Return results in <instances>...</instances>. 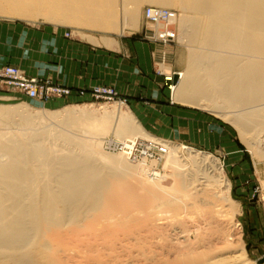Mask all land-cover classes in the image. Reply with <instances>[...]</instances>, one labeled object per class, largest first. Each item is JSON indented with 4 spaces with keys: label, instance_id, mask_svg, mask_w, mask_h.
<instances>
[{
    "label": "bare ground",
    "instance_id": "1",
    "mask_svg": "<svg viewBox=\"0 0 264 264\" xmlns=\"http://www.w3.org/2000/svg\"><path fill=\"white\" fill-rule=\"evenodd\" d=\"M143 1L157 7L168 8L173 4L172 0ZM143 1L0 0V18H17L28 23L43 20L44 23L56 26L72 25L77 28L75 34L82 41L106 49H116L119 46L118 38L122 34H131L138 30L136 19ZM182 2L187 10L197 16L206 17V20L186 21L180 40L186 39V43H195L198 40L211 52L191 54V63L183 73L171 74L163 70L160 67L162 65H158L159 70L167 74L162 75L163 77L176 76L175 84L173 83L170 91L174 102L191 108L208 109L219 118L232 122L248 152L260 153L259 156L264 158V0H182ZM148 9H153L159 15L164 11H170L147 7L144 19ZM172 12L176 14L177 20L178 14ZM150 28L146 26L142 32L143 36L148 37L150 44L162 48L173 45L164 46L152 41L149 35L153 29L150 32ZM160 53L157 50L155 61L160 58ZM166 55V52L161 53L163 58L159 63L166 62ZM116 94L118 95L117 92ZM124 106L115 105L111 113L104 111L100 118L91 117L84 108L79 107L53 112L36 110V115L31 116L27 112L32 108L26 104L0 106V264H26L27 255L32 258L31 262L29 260L27 263L43 264L47 262L46 255L55 254L62 243L69 244L70 248L60 251L62 253L59 255L69 259V262L75 261L78 257L84 259L86 253L105 251L106 257V251L109 256L111 251L115 254L116 248L125 254V243L126 241L129 243L128 237L135 238L134 233L133 235L129 233L130 236L126 237L128 239L122 237L120 240L118 232V235L116 234L117 229L115 230L119 227L118 224L113 222L114 225L110 223L112 227L110 224L105 227L107 223L103 225L100 220L103 217L107 220L114 219L118 204L122 201L132 203L135 195H139L146 206L149 205V201L151 204L153 199L171 200L168 205L164 201L166 206L181 200L180 204L183 205L182 199L177 200L179 197L184 200L195 196L202 203L208 204L206 206L210 208L213 206L212 214L223 217L225 212L220 213L222 209L219 208V203L220 205L224 203L230 216L226 219L224 217L226 221L223 220L228 224V228L224 234L219 235L224 239L222 246L226 248L229 243L227 239L240 242L241 236L235 229L240 227L236 220L240 213L239 205L231 197V184L219 161L191 147L162 141L152 136ZM60 113L63 115L58 117ZM109 134L113 137L104 140ZM248 135L251 140L247 138ZM259 144L263 147L262 150V147L259 149L261 152L254 149V145ZM108 148L115 153L106 152ZM140 148L143 149V156L138 161L133 156L135 149ZM153 149L161 152L157 157L149 159ZM163 160L164 168L171 169L175 182L162 176L156 168V164ZM128 179L133 180L135 190L128 189ZM112 181L121 190L119 194H111L106 198L107 194H110L108 189ZM171 184L178 187L173 194L166 190ZM200 186L213 188L210 196L205 194L206 192L200 195L202 192L200 188L198 189ZM211 200H215L216 205L219 202L218 205L213 204ZM181 205L180 207L184 208L185 205ZM96 211L98 215L101 212V219L92 217ZM153 220L151 218V221ZM119 221L121 223V220ZM196 229L193 228V231ZM106 233H109V236L111 234V239L115 241L111 243L109 238L110 246L104 242ZM184 233L186 234L185 231L168 234L169 241L166 238L168 247L166 248L167 244L166 246L164 244L166 249L175 254L172 257L182 259V263L246 264L243 263L245 261L242 262L243 257L245 260L243 246L238 256L220 258L221 256L199 255L203 254L201 253L203 249L198 254L196 250L201 249L202 243H196L194 248H197L192 249L193 246H188L187 243L189 233L186 234L188 239ZM139 237L137 238L140 240ZM130 238L134 241V238ZM207 239L204 241L203 238L202 242L204 241V245H208L209 248L213 240ZM211 245L210 247L213 246ZM125 247L128 248L130 245ZM190 249L195 250L196 255L194 252L191 253ZM170 250L169 254H172ZM82 253H85L84 257L80 256ZM112 253L111 255H116L115 261L121 257L120 253L118 255ZM127 254L133 264H136L133 261L134 257ZM154 254L155 259L157 257ZM126 256L124 258L128 260ZM57 257L52 259V264H62L64 260ZM166 257L168 258V255ZM121 258L118 263L122 261ZM107 259L103 258L106 261ZM150 259L152 260V258L147 260L150 262ZM158 259L147 263L160 264L161 259Z\"/></svg>",
    "mask_w": 264,
    "mask_h": 264
},
{
    "label": "rangeland",
    "instance_id": "2",
    "mask_svg": "<svg viewBox=\"0 0 264 264\" xmlns=\"http://www.w3.org/2000/svg\"><path fill=\"white\" fill-rule=\"evenodd\" d=\"M143 1V0H140ZM173 4L171 7H157L155 5L149 4L148 2H142V6L140 9V13L138 18L136 19V26L137 29L136 31L132 32L131 34L128 33H124L122 34L118 40L121 41H125V40H129L132 39L134 41H142L144 43L150 44L148 41L144 40L143 34L142 32L144 31L145 27H146V21L144 19V11L147 7H154V8H161V9H166V10H170V11H175L178 16H177V20H176V31H177V41L175 44L170 45L166 48H162V47H158L156 45L150 44L153 46V62L155 64V74L161 78H163V84H162V88L167 89L168 91V96H169V102L171 104L176 105L179 108H186V109H191V110H195V111H199V112H203L207 115H209L212 119L215 120L216 124L219 125L221 128H223L224 132L230 134V144L234 146H236V153L232 152V150H229V147H226L225 149H222V145L220 143V145L214 147V148H209V149H201V148H196V147H192V146H188L186 144L183 143H179V142H175V141H171V140H166L163 139L161 137H157L155 135L156 138L162 140V141H167L170 143H174V144H179V145H185L187 147H191L193 149H195L196 151H199L201 153H206L209 154L210 156H212L213 158L217 159L219 161V163L222 165L223 167V171L226 175V177L228 178V180L230 181L231 184V197L232 199L239 205V211L240 213L236 216V220L238 221V223L240 224V227L236 229L237 232H239L241 239L240 242H234L232 241H228V239L226 240L228 243V245L226 246H222L224 243L223 242V236H219L220 234H224L226 231V229L228 228V224H225L224 221H226V217L228 218L230 215H228V209L224 207V203L222 205H220L219 202H217V205L219 203V208H221V212L224 213V217L223 216H217V214H212L213 211H211V208H213V206H211V208L209 206H206L208 204L202 203L198 197H189V198H183L179 197L177 200L182 199L183 201V205L186 206V210H184L183 207H180V205L182 204L179 200L176 204L175 203H170L169 206H166L165 204H169V201L171 200H152L151 204L149 201V205H143L141 197L139 195H135V200L128 204L124 201L120 202L116 208V213H115V217L112 220H107L104 219V217L102 218V214L101 212H99V215L97 214L98 211L93 212L95 213V215H92V217H98L99 219L102 218L101 223H103V225H105V227L108 224H113V222H116L114 224H118L117 228H115V226L113 228H115L116 234L118 232L119 236L118 238L121 240L122 237L125 239L129 238V243L126 241V245H130V249L126 248L124 242L123 244L125 245V254L122 251L121 253L119 252V250L116 248V252L115 254H119V256H121L120 258L122 259V261H120L118 263V261L120 260L117 259V261H115V254L112 253V251L110 252L109 256H108V252L106 251V256L105 257V251L102 253L104 255H102L101 253H82L80 254V256L85 257L86 261L83 262V258L78 257L76 258V262L74 260H71L73 262H69L67 259L62 258L60 251H65L68 248H70V245L67 243H62V245L60 246L59 250L56 252L58 253V255L61 257L56 256V253H50L47 256V264L51 263L52 264V259H55L57 257V259H61L59 261L62 262V264H133L132 259L127 257V250H128V256L129 254L134 257L133 261L136 264H148L147 261L149 262V258H152L151 261L157 260V258H159L158 260L161 261L162 264H184L182 263V259H178V257L175 259L172 257L175 256L174 253H172V251L170 249H166L168 247V241L169 238L167 237L168 234H175L177 232L181 233L182 231L186 232V234H188L191 230V232L188 234L189 235V239L187 238L188 235H186V239H188V246H193L192 249L194 248L195 245H197L196 243L201 245V249H197L195 250H191L190 252L193 253L194 255L195 252L198 254L200 250L201 253L199 255H205V256H211V257H220V258H226L229 256H238L239 254H241V250L240 248L243 246V250L245 253V260L244 257L242 259L243 263L246 264H264L262 263L264 261V158H262L260 155V153L258 154H250L248 152V148L247 146L243 143L242 137L240 136L238 130L235 128V126L232 124V122L230 121H226L223 120L222 118H219L216 114L210 112V110L208 111V109H196V108H191V107H187V106H183L181 104H178L176 102H174L173 97H172V93L170 94V88L173 86V83L175 84V79L176 76L174 77V79H172V83L171 82H167L166 78H164L162 75H166L162 73L161 71H159V68L162 67L163 70H166L168 72L172 73H183L186 68H188V66L190 65V55L191 54H198V53H208L211 52L209 50V48H207V46L203 45L200 41L197 40V42L195 43H186V39L185 40H180V37L182 36L185 27H186V21H191V20H198L199 22H203L204 20H206V17L204 16H197L196 14H193L191 11L187 10L184 5L182 0H172ZM0 22H4V23H21L24 24L30 28H43V27H53V28H59V29H63L65 31H67V33H65V38H71L72 34L74 35V37L76 38H80L79 36H77L75 34V32L77 31V28L75 26L72 25H64V26H56V25H52L49 23H44L43 20H38L37 22L34 23H28L22 20H19L17 18H0ZM156 28V27H153ZM155 30V29H153ZM201 38V36H200ZM81 39V38H80ZM82 40V39H81ZM157 50H159L161 53L162 52H166V62L165 63H159V61L162 60L163 57H161V53H160V58L156 59V61L154 60V58H156L157 56ZM157 64H163L165 66H158L159 68L157 69ZM7 66H12L15 67L13 65H7ZM6 67V66H3ZM1 67V68H3ZM18 68V67H16ZM20 69V68H19ZM21 70V69H20ZM22 71V70H21ZM24 72V71H22ZM25 74V73H24ZM161 74V75H160ZM26 75V74H25ZM27 76V75H26ZM29 77V76H28ZM168 78V77H167ZM43 82H49L50 84H53L55 86H57V84H54L53 82H51L48 79H39ZM177 83V82H176ZM60 86V85H58ZM62 87V86H60ZM97 87V86H96ZM108 87V86H105ZM65 88V87H63ZM94 88V87H93ZM114 89V88H113ZM91 90V89H90ZM77 91V90H74ZM89 91V90H88ZM119 95V94H118ZM118 102H114V103H108L104 100H93L89 97H84V98H79V99H61V100H54L48 104H37L35 102H30L28 100L25 99H21L18 97H15L14 95L10 94L7 97H0V106H11V105H18V104H26L27 106H29L32 109H28L27 113L30 114L31 116H35L36 115V110H48V111H61L64 110L66 108H73V107H79V108H84L91 117L93 118H100L102 113L104 111H107L109 113H111L114 110V106L115 105H125L124 108L130 110L131 112V108L129 106V102L126 98L122 97V96H118L117 98ZM123 102V103H121ZM222 110V109H221ZM34 111V112H33ZM223 111V110H222ZM61 114V115H60ZM58 115V117L62 116L63 113H60ZM133 114V113H132ZM113 136L112 135H108L107 137H104V140H108L111 139ZM248 139L251 140L250 135L247 136ZM222 148H221V147ZM262 145H254V149H258L259 152H261V150L263 149ZM107 148V147H106ZM261 148V150H259ZM105 149V148H104ZM257 151V152H258ZM106 152L108 153H115L112 152L109 148L106 150ZM113 155H117V154H113ZM261 157V158H260ZM156 168L159 170V172L162 174V176H164L165 178H169L168 180L175 182V178L172 176V171L170 168H164V160L163 161H159L158 164H156ZM127 182L129 183L128 185V189L129 190H135V186L133 185L134 182L132 179H128ZM133 185V186H132ZM205 185V184H204ZM130 187V188H129ZM200 188V190H202V192L200 193V195H202V193L208 194L210 196L211 194V189L213 190V188L211 187H205V186H200L198 187V189ZM110 194H107L106 198L109 197L111 194H119L121 188L114 182H111L110 188L108 189ZM166 190L168 191L169 194H173L174 190H178V187L174 184L169 185L168 187H166ZM204 190V191H203ZM208 190V192H207ZM215 191V190H214ZM203 194V195H205ZM207 195V198H208ZM206 196V195H205ZM176 197V196H174ZM198 200H197V199ZM210 198V197H209ZM168 199V198H165ZM151 200V199H150ZM165 201V204H164ZM200 201V202H198ZM212 203L215 200H211ZM167 202V203H166ZM181 203V204H180ZM222 203V202H221ZM175 204V206H173ZM180 204V205H179ZM213 204L216 205V203L214 202ZM172 205V206H171ZM181 205V206H183ZM216 205V206H217ZM224 208H223V207ZM176 209H175V208ZM179 207V208H177ZM180 208H183L180 210ZM226 209V210H225ZM183 210V211H182ZM101 211V210H99ZM92 213V214H93ZM227 213V215H226ZM154 214V216L152 215ZM152 215V217L150 216ZM223 215V214H221ZM214 216H216V218H214ZM156 218L157 220H155L154 218ZM219 217V218H218ZM150 220H148V219ZM151 218L153 221H151ZM220 218H223L222 220ZM218 219V220H217ZM116 220V221H115ZM118 220V222H117ZM121 220V223L120 221ZM220 220V221H219ZM224 220V221H223ZM120 223V224H119ZM227 223V222H226ZM110 224V225H111ZM113 224V225H114ZM108 225V226H110ZM111 225V227L113 226ZM121 225V226H120ZM227 225V226H226ZM198 228H197V227ZM205 226V227H204ZM197 229H196V228ZM200 227V228H199ZM121 228V230H120ZM193 228L196 230H199V232H197L196 230L193 231ZM234 229V227H233ZM123 230V231H122ZM187 230V231H186ZM223 231V232H222ZM175 232V233H174ZM188 232V233H187ZM202 232V233H201ZM222 232V233H221ZM126 233V234H124ZM129 233H134V236H130L128 235ZM192 233V234H191ZM195 233V234H194ZM201 233V235H200ZM116 239L117 240V235ZM196 234H199L201 236H198ZM108 235V236H107ZM123 235V236H122ZM125 235V236H124ZM134 238V241H132L133 239H131L130 237ZM133 235V234H132ZM146 238H144L143 237ZM147 235V236H146ZM169 235V236H170ZM113 236V235H112ZM140 236V237H139ZM205 236V237H203ZM217 236V237H216ZM108 237V239H107ZM121 237V238H120ZM128 237V238H126ZM139 237L140 240L137 238ZM150 237V238H149ZM207 237H209L208 239L214 243L218 242L215 246L211 245L212 247L208 248V245H204V241L207 239ZM211 237V238H210ZM220 237V238H219ZM107 240H106V239ZM111 239V234L109 236V233L105 234L104 242L108 244V242L113 243L115 242L114 239ZM114 238V236L112 237ZM167 238V240H166ZM197 238V239H196ZM201 241H198L200 240ZM204 238V241L202 242ZM131 239V240H130ZM145 239V240H144ZM207 239V240H208ZM223 239V240H222ZM230 240L232 239L231 237L229 238ZM110 240V241H109ZM136 240H138L136 242ZM197 240V241H195ZM208 240V241H209ZM218 240V241H217ZM130 241H132L130 243ZM190 241V242H189ZM221 243H220V242ZM192 242H195L194 244H192ZM136 243V244H135ZM220 243V244H219ZM166 248H165V246ZM220 247H219V245ZM109 245V244H108ZM204 245V246H203ZM218 245V246H217ZM110 246V245H109ZM205 248H203V247ZM219 248H217V247ZM164 247V248H163ZM216 249H212L214 248ZM222 247V248H221ZM123 248V249H124ZM164 252L163 251V249ZM197 248V247H195ZM194 248V249H195ZM211 248V249H210ZM223 248H225V250H223ZM162 249V250H161ZM208 249V250H207ZM223 251H222V250ZM172 254H169V251ZM213 250V251H212ZM115 251V250H114ZM222 251V253H221ZM235 251V252H234ZM241 251V252H239ZM114 254L115 256L111 255ZM123 253V254H122ZM154 253H158V254H154L157 258H153V254ZM163 253V254H162ZM168 253V254H166ZM101 254V255H100ZM151 254V255H150ZM165 254V256H164ZM207 254V255H206ZM113 257H111V256ZM168 255V258L166 257ZM170 255V256H169ZM56 256V257H55ZM127 257L128 260H126ZM130 256V257H131ZM138 258H137V257ZM152 256V257H151ZM194 257V256H193ZM25 263L26 264H30L27 263V261L32 260L31 256L27 255L25 257ZM81 258V261H79ZM103 258H108L107 261L103 260ZM113 258V261H111V259ZM74 259V258H73ZM88 259V260H87ZM131 259V260H129ZM135 259L137 261H135ZM67 260V261H65ZM110 260V261H108ZM124 260V261H123ZM146 260V261H144ZM80 263H79V262ZM90 261V262H88ZM131 261V263H127V262ZM143 261V262H142ZM186 261V259H185ZM43 264H46V263ZM60 262V263H61ZM75 262V263H74ZM114 262V263H113ZM117 262V263H116ZM125 262V263H124ZM149 262V263H150ZM155 262V261H154ZM54 263V262H53ZM160 263V264H161Z\"/></svg>",
    "mask_w": 264,
    "mask_h": 264
},
{
    "label": "crops",
    "instance_id": "3",
    "mask_svg": "<svg viewBox=\"0 0 264 264\" xmlns=\"http://www.w3.org/2000/svg\"><path fill=\"white\" fill-rule=\"evenodd\" d=\"M65 33L59 28L0 22V68L13 65L31 78L48 79L71 90L114 88L128 100L131 112L147 133L205 150L221 143L222 149L229 147L236 153L230 134L209 115L169 102L168 91L162 88L163 78L155 74L152 45L129 39L119 41L116 49H106L73 34L65 38ZM158 65L165 66L157 64V69ZM10 94L27 100L15 92L0 93V97ZM71 98L79 99L75 95Z\"/></svg>",
    "mask_w": 264,
    "mask_h": 264
},
{
    "label": "built area",
    "instance_id": "4",
    "mask_svg": "<svg viewBox=\"0 0 264 264\" xmlns=\"http://www.w3.org/2000/svg\"><path fill=\"white\" fill-rule=\"evenodd\" d=\"M154 12V13H153ZM153 9L146 10V26L152 29V33H146L151 36L152 41L161 45H170L176 43V14L172 11H164L162 15L155 13ZM156 28H153L155 27ZM154 31V32H153ZM144 40L150 41L148 37L143 36ZM175 76V75H174ZM174 76L166 78L167 82H173ZM172 88V87H171ZM170 88V90H171ZM16 92L30 100H37L43 103L51 102L55 99H69L75 95L78 98L89 97L93 100H104L106 102H116L118 95L113 89L106 87H97L91 90H71L60 86H55L49 82H43L39 79L27 77L16 67L6 66L0 68V93ZM150 152L149 159L157 157L161 151L153 149ZM134 158L140 160L143 156V149H135Z\"/></svg>",
    "mask_w": 264,
    "mask_h": 264
},
{
    "label": "water",
    "instance_id": "5",
    "mask_svg": "<svg viewBox=\"0 0 264 264\" xmlns=\"http://www.w3.org/2000/svg\"><path fill=\"white\" fill-rule=\"evenodd\" d=\"M262 263H264V261Z\"/></svg>",
    "mask_w": 264,
    "mask_h": 264
}]
</instances>
